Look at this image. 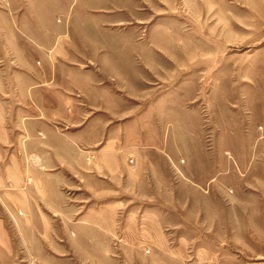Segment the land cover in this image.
<instances>
[{"label":"rangeland","instance_id":"374dc122","mask_svg":"<svg viewBox=\"0 0 264 264\" xmlns=\"http://www.w3.org/2000/svg\"><path fill=\"white\" fill-rule=\"evenodd\" d=\"M111 2L115 8L106 15L92 11L104 31L95 37L98 46L73 49L71 66L95 79L96 98L80 99V116H47L62 135L47 138L48 162H55L53 145L65 152L71 135L78 139L74 155L66 150V159L80 163L61 183L63 207H120L107 235L81 242L87 257L79 255L78 264H264V0ZM55 3L57 14L46 26L50 37H44L51 49L40 57L30 51L37 66L65 64L59 48L65 38L74 41L68 36L73 19L109 7L108 0ZM44 7L54 10L48 0ZM8 60L20 66L15 55ZM21 128L20 136L26 133ZM91 136L114 139L121 148L146 147L141 180L126 171L103 186L86 162L99 147ZM22 159L30 169L42 168L35 148ZM21 215L6 212L16 239L12 264H32L15 222ZM62 238L43 245L59 248L48 249L55 259L74 260Z\"/></svg>","mask_w":264,"mask_h":264},{"label":"crops","instance_id":"0c3cea01","mask_svg":"<svg viewBox=\"0 0 264 264\" xmlns=\"http://www.w3.org/2000/svg\"><path fill=\"white\" fill-rule=\"evenodd\" d=\"M45 1L0 0V261L8 259L11 264L15 261L13 240L16 239L6 212L22 214L15 218V222L23 244L34 253L33 255L29 250L32 264H35L34 261L37 264H78L81 259L79 255L87 257L83 255L85 249L79 251V247L84 246L81 242L107 235L115 226L116 212L120 209L100 207L80 212L70 204L63 207L62 203L66 201H63L65 194L60 190L61 183L65 181L67 172L75 173V167L80 163L79 158L66 159V150L71 155L76 153L77 136L71 135L65 146L62 145L64 140L60 142L65 147V152L53 145L50 152L55 156L54 163L48 162L44 157L47 138L60 139L62 136L53 124L47 122V116H80V99L83 103L84 100L96 98L99 89L96 88L95 79L86 76L84 68L72 67L76 57L73 49L78 48L80 43L88 51L95 44L98 46L95 37L101 36L104 31L96 27L92 11L99 10L106 15L105 11L115 8L114 3L108 0V8L87 9L85 18L73 19L74 26L68 36L74 38V41L65 38L64 46L59 48L60 54L65 59L68 58L64 60L65 64L47 60L48 62H40V66H37L29 57L30 51L33 50L32 55L40 57L44 55L45 49H51L52 45L49 46L44 37H50L46 26L50 27L51 20L57 14L56 0H48V5L54 9L51 11L44 7ZM32 21L36 28L33 31ZM58 32H61L60 35L64 34L61 27ZM65 45L72 48L66 49ZM13 55L21 62L16 68L8 60ZM30 114H35L36 117H31ZM19 116L21 120L18 119ZM20 126L26 131L21 136L18 133ZM27 130H32L31 134H27ZM90 139L93 146L99 147L87 153L86 162L92 167V173L103 179V186L105 183L120 181L126 171L135 173V177L141 180L146 164V147L135 145L121 148L114 139L102 142L94 140V136ZM34 148L39 150L42 158L40 169H30L22 161L24 154ZM128 161L134 163L133 169L127 167ZM186 168L188 169L187 166ZM93 185L96 189H104L97 182ZM81 204L79 202L77 206H82ZM70 232H73L74 237ZM63 235L66 238L63 244L73 253L74 260L55 259L52 254L54 249L58 252L59 248L43 245L44 240H56ZM93 261L96 260L92 256Z\"/></svg>","mask_w":264,"mask_h":264}]
</instances>
